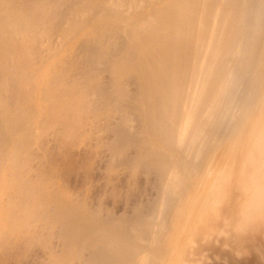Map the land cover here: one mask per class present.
<instances>
[{
	"label": "bare ground",
	"instance_id": "6f19581e",
	"mask_svg": "<svg viewBox=\"0 0 264 264\" xmlns=\"http://www.w3.org/2000/svg\"><path fill=\"white\" fill-rule=\"evenodd\" d=\"M128 1L127 15H122L120 8L124 0H86L82 2L83 5L81 0H70L68 11L77 19L73 22L70 19L68 28L77 30L75 40L88 43L91 40L100 41L106 33H112L117 22L128 19L131 25L133 23L129 51L113 64L114 88L119 93L114 108L125 98L121 80L128 75H135L140 83L139 93L145 105L144 119L150 139L137 151L135 166L145 163V170L156 173L164 199L168 200L176 192L177 178H183L187 168L198 161L201 153L209 152L213 143H221V140H216L218 135L230 134L234 123L246 120L250 103L260 113L264 108V0H148L145 5L136 0ZM99 3H102L105 11L101 18L80 16L83 12L92 14L90 12ZM55 5L57 0H44L29 9L21 7L18 0H0V34L6 27H14V33L18 32V35L20 29H27L25 32L29 34L30 30L35 29L33 21H38L35 15L37 11L46 8L53 12ZM47 10L45 13H48ZM48 15L47 18L43 17L48 19ZM145 15H148L147 20L134 24ZM7 28L6 32L11 30ZM6 32L3 34L7 41L0 45V77L3 76L2 80L12 78L13 81L0 82V228L12 235L38 219L46 218L50 229L60 226L67 243L66 251L68 255H73L74 250L68 246L70 236L78 224L84 223L88 227L92 221L81 207L61 204L63 201L69 202V198L63 191L50 193L48 190L54 186L50 179L39 176L32 182L25 180L22 177V172L27 170L24 153L28 148L27 141L33 138V124L31 122L30 125V121L35 117L49 118L52 123H66L63 137L72 134L81 116L89 111L85 88L95 87L96 80L89 76L83 77L85 83L75 82L70 87L61 84V78L65 75L63 63L74 54L73 45L63 51L49 67L37 76H32L35 74H29L30 70H27L29 63L24 62L29 46L26 42H31V35H27L24 41L22 35V43H17L18 40L13 39L15 34L12 37L13 31L11 35L8 33L11 39H7ZM27 38L30 39L25 42ZM12 39L19 44L18 47L25 44L16 49ZM82 58L87 63L92 58L94 61L95 56L87 47ZM100 58L97 56L98 60ZM9 60H13L14 64L11 65ZM70 65L67 64L69 70L73 68ZM25 70L28 72L25 73ZM9 83L15 85L12 87L15 91L10 89L14 91L12 95L8 89ZM79 84L86 87L82 88ZM7 89L9 99L12 96L10 102L6 99ZM102 102L105 103L104 100ZM97 112L102 114L100 108ZM107 112L108 107L104 108L103 115ZM27 123L31 128L25 127ZM122 132L117 135L126 147L130 142L128 139L132 140V137H125ZM164 149L179 153L175 165L163 159ZM262 152L264 138L258 140L256 151L251 157L259 163L258 167L264 168ZM226 174L224 172L223 175ZM223 177L217 176L218 179L222 178L219 180L221 182L224 181ZM252 197L258 199L245 209V220L256 219L264 214V179L256 182ZM52 204L58 206L56 212L48 216ZM138 221L130 225L126 222H103L99 225L107 237L106 250L109 256L107 259L99 258L98 263L132 264L134 260L139 261L138 252L143 249H139L141 242L138 243V239L150 233L152 227Z\"/></svg>",
	"mask_w": 264,
	"mask_h": 264
},
{
	"label": "rangeland",
	"instance_id": "374dc122",
	"mask_svg": "<svg viewBox=\"0 0 264 264\" xmlns=\"http://www.w3.org/2000/svg\"><path fill=\"white\" fill-rule=\"evenodd\" d=\"M69 1L57 0L53 12L46 8L39 9L35 14L39 24L33 21L35 29L33 32L30 30L29 34L25 32L27 29H20L21 33L18 35V32L14 33V27H8L13 34L10 33L11 30L6 32L7 27L3 33L12 34V37L15 34L13 39L18 40L17 43H20L21 37L24 36V41L27 35H31V42H26L30 38L25 39L29 46L26 49L27 60L24 59V62L29 63L26 64L29 67L27 70H30L29 74H35L32 76H37L40 71L49 67L63 51L73 45L74 54L63 63L65 75L60 79L61 84L64 87L68 84L70 87L75 82L85 83L83 80L89 76L95 77L97 81L95 87L85 88L89 111L81 116L79 125L69 137H63L66 123H52L49 118L40 116L30 121L32 128L27 123L25 127L32 129L33 138L27 141L28 148L24 153L27 170L22 172V177L29 182L35 181L39 176L50 179L54 186L48 191L65 192L69 202L63 201L61 204L81 207L92 225L86 227L84 223L78 224L70 236L68 246L74 250L73 255H68L66 251L67 243L60 226L50 229L46 218L38 219L39 222L37 220L12 235L0 228V264H100L98 259H107L109 255L106 250L107 237L99 225L103 222H126L130 225L138 220L152 227V230L138 239V243L141 242L139 249L143 250L138 252L139 261L134 260L132 264H264V214L256 219L245 220V209L258 199L252 197L255 184L264 179V168L258 167L259 163L251 158L258 140L264 138V108L260 113L250 103L246 120L234 123L236 126L232 125L230 134L218 135L216 140H221V143L216 141L209 152L201 153L198 161L183 173V178L178 175L175 194L168 200L164 199L156 173L145 170V163L135 166L137 151L150 141L144 119L145 105L140 97V83L135 75H128L121 80L125 98L114 108L119 93L114 88L113 64L129 51L130 29L134 25H131V20L126 19L117 22L116 29L112 33H106L100 41L78 42L74 39L77 30L74 28L75 33L72 28H68L69 22L77 19V16L72 12L70 15L68 11ZM85 1L81 0V5ZM147 1L136 0L141 5H145ZM155 1L157 0L153 2ZM39 2L43 3L44 0H18L21 7L25 8H35ZM124 2L120 11L122 15H127L128 6L126 0ZM101 4L90 12L92 14L83 12L79 13L80 16L101 18L105 13ZM45 9L49 15L45 13ZM47 15L49 17L45 19ZM147 19L148 15H145L134 24ZM3 33L0 34V42L3 41L0 45L7 41ZM9 34L7 39H11ZM17 43L16 49L25 44L18 47ZM87 47L95 58L94 61L92 58L89 63H84L82 56ZM97 56L101 58L98 60ZM13 60H9L11 65L14 64ZM68 63L73 66L71 70L67 68ZM2 77L0 82L13 81L11 77V80L8 77L2 80ZM14 86L10 84L8 89L15 91L12 89ZM8 89L5 97L10 102L12 96L9 99L8 94L12 95L14 91L10 90L9 93ZM107 107L109 112L103 115L104 108ZM99 108L102 114L96 113ZM120 132L125 137H132V140L128 139L130 142L126 147L118 138L117 134ZM195 143L196 141L193 142ZM162 153L163 159L172 165L176 164L180 156L176 150L171 149H164ZM263 154L264 152L262 156ZM238 170L243 175L240 171L237 173ZM221 172L227 174L223 175ZM216 175L224 176V181H219L222 178L218 179ZM161 204H164L162 208ZM56 205L52 204L49 208L48 216L56 212Z\"/></svg>",
	"mask_w": 264,
	"mask_h": 264
}]
</instances>
